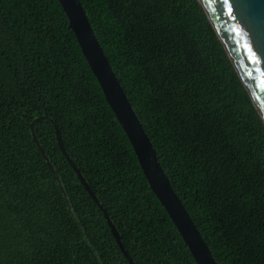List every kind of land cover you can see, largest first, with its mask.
<instances>
[{
    "label": "trees",
    "instance_id": "obj_1",
    "mask_svg": "<svg viewBox=\"0 0 264 264\" xmlns=\"http://www.w3.org/2000/svg\"><path fill=\"white\" fill-rule=\"evenodd\" d=\"M79 2L216 264H264V122L200 2ZM54 125L134 264H196L58 0H0V264H129Z\"/></svg>",
    "mask_w": 264,
    "mask_h": 264
},
{
    "label": "water",
    "instance_id": "obj_2",
    "mask_svg": "<svg viewBox=\"0 0 264 264\" xmlns=\"http://www.w3.org/2000/svg\"><path fill=\"white\" fill-rule=\"evenodd\" d=\"M221 41L230 61L264 122V0H198ZM77 44L104 95L105 101L125 133L137 158L144 178L181 236L196 264H216L208 247L189 217L160 166L142 125L113 73L100 47L79 0H58ZM30 124L32 139L48 169L58 183L65 202V192L44 149ZM57 145L88 196L98 206L110 232L129 264H134L125 251L118 232L100 205L90 186L67 155L54 125ZM68 210L70 207L68 206Z\"/></svg>",
    "mask_w": 264,
    "mask_h": 264
}]
</instances>
